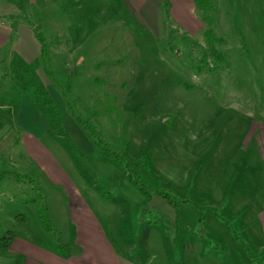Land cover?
<instances>
[{
    "label": "rangeland",
    "instance_id": "obj_1",
    "mask_svg": "<svg viewBox=\"0 0 264 264\" xmlns=\"http://www.w3.org/2000/svg\"><path fill=\"white\" fill-rule=\"evenodd\" d=\"M111 1L75 0L53 35L66 38L65 48L45 43L33 66L7 65L0 89L25 83L47 95L48 78L89 135L144 185L179 201L174 209L152 190L143 194L100 151L87 161L65 129L62 136L53 128L60 139L43 135L121 257L264 264V0H164L167 30L155 34ZM24 16L35 26L37 9ZM16 102L14 90L0 96V107L11 105L0 130ZM31 178L0 177V264H63L72 253L67 203L59 189ZM218 233L229 235L230 247Z\"/></svg>",
    "mask_w": 264,
    "mask_h": 264
},
{
    "label": "crops",
    "instance_id": "obj_2",
    "mask_svg": "<svg viewBox=\"0 0 264 264\" xmlns=\"http://www.w3.org/2000/svg\"><path fill=\"white\" fill-rule=\"evenodd\" d=\"M74 1L0 0V83L1 80L6 83L7 78H9L7 65L14 67L20 64L22 67H28L38 62L42 46L37 33L41 34L45 43H50L49 49L65 48L63 43L66 38L63 37L61 41H58L57 37L53 35L58 33L59 28L64 27L61 20L64 18L65 13L68 14L70 7H73ZM78 1L82 2L83 0H76V2ZM102 1L112 2L111 0ZM114 1L118 3V8L121 7V9L126 10L148 31L154 34L166 32L167 24H165L164 14L166 3L164 0ZM187 1L191 4L193 3L192 0ZM81 6H83L82 3H80L79 7ZM107 8L109 7L107 6ZM112 8L116 9L115 6ZM33 9H37L38 15L35 26L29 25L24 16L25 11L30 12ZM48 25L50 26L49 32L46 28ZM67 48L74 49L75 47ZM40 73L43 76V72ZM42 80L45 81V78ZM48 82L47 78L41 88H46L49 101L56 106L58 112L63 116V127L80 148L82 157L84 156L83 158L87 161H90L91 158L98 159L100 157L98 155L99 150L79 124L74 122L72 117L66 115V104L62 99L61 93L56 91L52 84ZM5 83L0 89V96L9 94L11 90H14L16 96L18 94L19 102H16L15 105H18L13 109V117L11 115L8 119H4L0 130V177H5L8 174H20L24 177H32V180L34 178L38 180L42 178L52 188L61 191L59 193L64 196L67 203L64 206L62 218V221L68 227L64 240L69 242L68 245L72 247V253H69L66 261L62 259V263L141 264L139 261L128 260L116 253L108 239L106 229L92 211V207L88 204L81 187L73 181L69 172H65L54 153L43 142V135H48L50 138L54 137V139L55 135L50 130L49 121L34 97V90L36 89H30L25 83H22L20 88L16 87L13 82L8 86ZM7 105L0 107V114L3 113L4 117L11 108L10 104ZM57 106H59L60 110ZM2 118L0 115V119ZM101 156L103 155L101 154ZM104 158L109 159L108 157ZM113 163H115L114 167L127 172L117 161L113 160ZM36 167L39 171L36 170ZM80 173L86 174V172ZM70 195L73 196L71 197ZM72 198H74L73 201L71 200ZM67 200L70 204H68ZM126 213L127 211L123 207L119 214L125 215ZM243 226L244 224L241 232L245 233L246 229ZM219 235L225 237L223 243H225V246L230 247V240L228 245L226 244L229 235L218 233ZM261 235L264 234L261 232ZM16 239H18L17 236L12 237V240ZM24 240H26L24 242L25 246L31 245L27 243L28 239ZM9 249L12 250L13 247L10 246ZM25 254L27 256L31 255V253L27 252Z\"/></svg>",
    "mask_w": 264,
    "mask_h": 264
},
{
    "label": "trees",
    "instance_id": "obj_3",
    "mask_svg": "<svg viewBox=\"0 0 264 264\" xmlns=\"http://www.w3.org/2000/svg\"><path fill=\"white\" fill-rule=\"evenodd\" d=\"M37 37L41 43L42 49L47 48L45 45V40L43 39V37L41 36L40 33H37ZM47 74H51L52 75V71H47ZM46 74V75H47ZM34 97L37 99L38 104L40 105L41 110L44 112L45 116L47 117L49 124H50V130L53 132V134L55 135V137L59 138L58 132H54L53 128L54 127H59L60 128V135H67L64 131V128H62V120H63V116H61V114L59 112H57L58 110L56 109V106L50 102L47 97V95H45L44 93H41L40 91L34 92ZM66 104V109H67V113L69 116L74 117V119L76 120L77 124H79V126L84 130V132L89 135V128L86 126V124L75 114L71 111L70 105L69 103L65 102ZM43 105V107H41ZM48 106V107H47ZM62 121V122H61ZM58 123V125L56 124ZM59 135V136H60ZM90 139L92 140V142L95 144V146L97 147V149L101 152V154H103L105 157L108 158H112L115 161H117L121 166H123L125 168V170L129 173V175L132 177L134 184L137 185L140 188V191L143 192V194L147 195L149 190H152V192H154L155 196H158L162 199H164L170 206L174 207V209H178L179 208V201H176L173 197L172 194L168 193L167 191L161 189V188H156V187H151V186H147L144 185L142 183V181L139 179L138 173L134 172L131 168H129V166L125 163V161L115 155L114 152H112L111 150H109L108 148L106 149V147L104 145H101V141L99 139H97L95 136H91L89 135ZM60 139V138H59ZM182 203L184 204H191L193 205V207H198L196 203H192L189 200H184ZM176 223H178V219L176 220ZM240 237L238 236L237 239H239ZM8 246V245H7ZM244 249L246 251H248L246 244H243ZM256 261H259L258 259Z\"/></svg>",
    "mask_w": 264,
    "mask_h": 264
}]
</instances>
